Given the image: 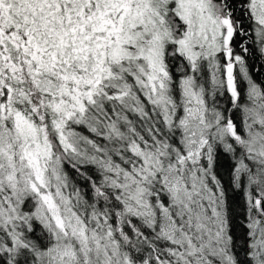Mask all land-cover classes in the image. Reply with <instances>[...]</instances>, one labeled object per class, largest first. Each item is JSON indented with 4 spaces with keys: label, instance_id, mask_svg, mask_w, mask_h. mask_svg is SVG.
<instances>
[{
    "label": "snow or ice",
    "instance_id": "obj_1",
    "mask_svg": "<svg viewBox=\"0 0 264 264\" xmlns=\"http://www.w3.org/2000/svg\"><path fill=\"white\" fill-rule=\"evenodd\" d=\"M0 264H264V0H0Z\"/></svg>",
    "mask_w": 264,
    "mask_h": 264
}]
</instances>
